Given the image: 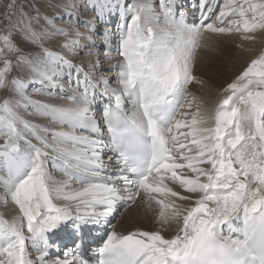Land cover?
<instances>
[{
  "label": "snow or ice",
  "instance_id": "1",
  "mask_svg": "<svg viewBox=\"0 0 264 264\" xmlns=\"http://www.w3.org/2000/svg\"><path fill=\"white\" fill-rule=\"evenodd\" d=\"M0 9V92L15 97L0 101V205L15 206L0 212V264H264V50L211 106L189 91L205 84L194 69L206 34L256 41L264 0H68L52 18L18 0ZM55 37L63 51L44 46ZM141 195L158 229L112 226L85 247L86 228Z\"/></svg>",
  "mask_w": 264,
  "mask_h": 264
},
{
  "label": "bare ground",
  "instance_id": "2",
  "mask_svg": "<svg viewBox=\"0 0 264 264\" xmlns=\"http://www.w3.org/2000/svg\"><path fill=\"white\" fill-rule=\"evenodd\" d=\"M68 0H48L47 3L55 8L54 15H49V11L45 10L40 12V15L43 16H50L52 17H59L64 14V4L67 3ZM177 2L182 5L185 9L188 8L189 0H177ZM45 6V5H44ZM115 19V18H114ZM113 17L111 18V23H115ZM198 21V17L193 18L192 16H189L188 22L189 23H195ZM59 23V21H57ZM109 27H112V25H108ZM103 27V25H101ZM83 30V29H82ZM17 40L20 43L26 44V47H30V52H37L38 47L35 45H32L31 43L25 41L22 39L20 34H17L16 36ZM222 41L224 38L225 40H232L235 41V45L233 48V52L228 56V58L221 63V65L217 64L215 66H204V63L209 64L208 57H206V54L208 52L206 49H201L198 54V60L196 67L194 69V74L198 76L200 79L205 81L204 85L200 84H192L189 86V91L197 97V99H203L208 106H211V102L215 99L216 93L219 90V88L225 84L226 82H230L232 78L236 74H238L242 69L246 66V64L254 58L259 52L264 50V33H258L257 39L254 42H242L238 35H232V36H225V37H208L206 34V39H212ZM62 37H55L52 39H46L45 40V47H49L54 51H63L60 48V43L62 42ZM243 43L244 47L241 49L238 47ZM115 61H113L114 63ZM107 70V69H105ZM28 94L32 96L33 99L37 100H46L47 98L41 95H37L33 91V86L29 85L28 88ZM10 96H13L12 93L9 92H3L0 101H2L5 98H8ZM15 99V97L13 96ZM104 100H99L97 104L95 105V110L97 114L99 115L101 112V103H104ZM20 114L25 118L32 120L34 123L38 124H46L47 121L41 120L38 117L30 116L28 115V112L24 109H18ZM28 111H31L30 109ZM3 141L0 140V143ZM33 143H36V141L33 139ZM5 195L2 190H0V196ZM130 202H121L118 206L116 211L113 213V215L109 218V225H106L103 230L105 232L112 230V226H114V229L117 232L127 234L129 231H135V230H146V231H153L159 228V225L156 222V213L157 208L153 204L152 207H149L145 201L143 195L141 197L137 198L135 203ZM130 205V206H129ZM132 206V207H131ZM15 206L9 203L6 207L3 205H0V212H3L5 215V218H11L15 212H14ZM123 208V209H122ZM122 209V210H121ZM121 210V211H120ZM120 211L119 215L117 216V219H115L117 213ZM114 221V222H113ZM89 229L92 231L93 229L96 232H99L101 228H97L96 226H90ZM88 237L90 235L86 233ZM97 242H101L102 237L92 236ZM61 240H68L69 237H61ZM94 247V246H91Z\"/></svg>",
  "mask_w": 264,
  "mask_h": 264
},
{
  "label": "rangeland",
  "instance_id": "3",
  "mask_svg": "<svg viewBox=\"0 0 264 264\" xmlns=\"http://www.w3.org/2000/svg\"><path fill=\"white\" fill-rule=\"evenodd\" d=\"M48 0H18V3L19 4H23L24 5V10L26 12H29L31 15L35 16L37 14V11L39 12H42V11H49V15H54V10L55 8L54 5L53 7H51L48 3H47ZM45 5V6H44ZM0 11H2V9H0ZM50 17V16H48ZM115 18V19H114ZM65 19H67L65 17ZM115 23L117 22V18L116 17H113ZM115 23H111L110 25L114 26ZM4 29V25L3 24H0V31H3ZM17 36V35H16ZM16 36L14 37V39L20 43ZM213 44H212V47L209 48V49H206L207 51H203V52H208L206 54V57H208V60H209V64H206L204 62H202L204 64V66H215L217 64L221 65L222 62H224L228 56L234 51L233 48H234V45H235V41H232V40H225L224 38L222 39V41H219V40H215L214 38L210 39ZM21 47L25 50V51H28L30 52L29 50L31 49V46L30 47H26V44H23V43H20ZM37 52H39V48L38 50H36ZM260 53V52H259ZM258 53V54H259ZM257 54V55H258ZM256 55V56H257ZM255 57V56H254ZM198 65V64H197ZM107 71V70H105ZM3 92H0V97L2 95ZM133 204V203H132ZM131 204V205H132ZM130 206V205H129ZM132 207V206H131ZM123 209V208H122ZM121 209V210H122ZM120 210V211H121ZM120 211L117 213L115 219H117V216L119 215ZM114 222V221H113ZM146 231V230H145Z\"/></svg>",
  "mask_w": 264,
  "mask_h": 264
}]
</instances>
